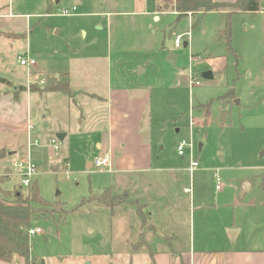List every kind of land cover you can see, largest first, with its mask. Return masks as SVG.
Here are the masks:
<instances>
[{
    "label": "rangeland",
    "instance_id": "1",
    "mask_svg": "<svg viewBox=\"0 0 264 264\" xmlns=\"http://www.w3.org/2000/svg\"><path fill=\"white\" fill-rule=\"evenodd\" d=\"M115 1L111 8L106 0H0L14 17L12 28L26 33L3 51L0 76L25 85L27 73L34 79L37 71L46 87L59 74L71 94L54 91L41 98L36 92L30 135L18 136L10 156L1 149L0 199L12 201L20 191L12 162L27 157L35 167L31 182L48 205L46 216L33 221L42 233L31 237L30 254L44 264H120L130 229L140 224L133 209L144 206L126 196L146 195L137 182L145 173L126 172L124 179L114 169L88 167L111 156L108 104L96 96L109 71L116 81L150 94L142 132L153 148L151 173L161 175L166 187L164 204L154 209L178 207L180 220L192 219V248L263 249V53L244 46L242 20L240 29L232 25L228 49L218 37L223 15L207 11L177 20L173 0ZM24 51L32 53L35 66L16 63ZM208 71L212 77L204 78ZM191 76L198 85H190ZM90 84L92 91L83 92ZM56 133L65 137L58 140ZM179 140L190 145L183 155L175 150ZM192 160L198 167L189 175ZM244 183L247 191L240 197ZM185 187L192 193H182ZM109 191L114 198L105 205L99 197L106 200Z\"/></svg>",
    "mask_w": 264,
    "mask_h": 264
},
{
    "label": "crops",
    "instance_id": "2",
    "mask_svg": "<svg viewBox=\"0 0 264 264\" xmlns=\"http://www.w3.org/2000/svg\"><path fill=\"white\" fill-rule=\"evenodd\" d=\"M107 1L106 5H108ZM213 1L223 6L218 10H212V14L223 15L225 20L229 14L232 33V25L236 24L235 30H238L240 29L239 21L242 20L244 26L241 30L244 46L250 47L255 53L260 51L264 57V0H259L258 10L253 12L240 11L233 7L237 0ZM111 2V8H115L117 2L115 0ZM74 3L79 4L80 0H74ZM74 7L76 10L75 5ZM108 7L110 6L108 5ZM7 9L0 6V62L4 57L3 51L8 46H12L15 40L20 37H26L25 32H17L16 28H12L14 17ZM24 53H29L30 57L33 58L29 51H24L22 54ZM17 56L16 63L21 67L17 62ZM35 64L36 62L31 67ZM34 73L37 78L40 72L35 71ZM31 76L32 73L28 72L27 80L29 78L31 83L26 82L25 85L15 84L13 81L0 76L6 79L4 82H0V149H7V156L15 153L18 136H23V133L28 136L32 131L33 95L39 92L43 98L46 94L54 92H40L39 89L44 88L45 81L32 79ZM59 76V74L56 75V83L63 81L58 80ZM40 81L43 83L41 84ZM91 86L92 84L86 86L83 92L90 93L88 91H92L89 88ZM96 96L100 97V99L96 97L100 102L108 104L106 124L108 133L107 153L111 155L108 156L107 154L111 162L109 170H116L118 176H123L124 179L126 172L145 173L137 179V182H140L145 188L144 193L146 195L134 196L132 199L129 198L128 194L126 196L128 199L134 200L135 205L144 206V209H133L135 220L140 224L135 226V231L130 229L129 239L131 241H128L127 252L124 250L119 252L121 258L125 256L120 264H264V248L256 247L235 251L192 248V241H194L190 233L192 226L194 227L192 219L185 217L186 219L180 220L178 207L154 209L155 206L162 207L164 204L166 187L162 183L161 175L151 173L153 148L142 132L150 99L149 92L143 88L136 91L131 89L126 83L113 79L109 71L105 83L100 84V90H97ZM116 153L119 156L117 158H115ZM92 164L88 163V167L93 166ZM126 191L125 193H127ZM113 192L117 193L115 190ZM182 193L184 192L182 191ZM230 234L233 236L235 233L230 232ZM0 264H24V261L21 257L14 256L10 261H0Z\"/></svg>",
    "mask_w": 264,
    "mask_h": 264
},
{
    "label": "trees",
    "instance_id": "3",
    "mask_svg": "<svg viewBox=\"0 0 264 264\" xmlns=\"http://www.w3.org/2000/svg\"><path fill=\"white\" fill-rule=\"evenodd\" d=\"M222 6V4L213 0H174L173 4L177 20L185 15L192 17L194 14L218 10ZM233 7L240 11L253 12L258 10L259 0H237ZM218 37L224 38L226 47L231 49L229 14L223 28L218 30ZM5 80L0 77V82ZM39 91H61L70 94L68 83L63 81L41 88ZM4 157V152L0 149V159ZM18 187L20 191L13 193L14 200L5 201L0 199V261H10L14 256H18L23 259L24 264H39L38 259L30 254L31 236H29L28 231L33 227L35 219L46 216L45 214L49 210L48 205L40 196L36 181H32L25 189H22V185ZM110 197L112 199L114 195L109 191L106 200L101 197H99V200L107 205L110 202ZM110 206H113V204H110Z\"/></svg>",
    "mask_w": 264,
    "mask_h": 264
},
{
    "label": "built area",
    "instance_id": "4",
    "mask_svg": "<svg viewBox=\"0 0 264 264\" xmlns=\"http://www.w3.org/2000/svg\"><path fill=\"white\" fill-rule=\"evenodd\" d=\"M74 9H75V7L73 6L72 10H74ZM62 12L64 14L70 13L69 10H63ZM180 45H181L180 36H175L174 46L179 47ZM196 59L199 60V57H196ZM17 62L21 66H25V67H29L35 63L34 59L30 57L29 53H24V54L18 55L17 56ZM27 82H29V84H30L31 80L28 78ZM40 83L42 84L43 82L40 81ZM198 83L199 82L196 80H193V78L191 76L190 85L195 86V84L198 85ZM33 144L37 145L38 142L36 140H34ZM49 144L52 145V148L54 151L58 150V145L56 144L54 139L49 140ZM28 145H29V143H28ZM187 146H190V145H188L185 140H179L176 143V147H175L177 154L183 155L184 154V148ZM12 165L19 169V175L18 176L20 178V185H22L23 187H28L31 183V177L35 174V167L30 163V161L27 157H21L19 160H13ZM92 165L95 167H107L108 169L111 168V162H110V159L107 155H105L101 158H97ZM197 167H198V162L196 160H192L190 163V166L187 170L189 175H191ZM213 179L216 182L215 189H217V190L220 189L219 180L215 174L213 175ZM183 192L185 194H191L192 188L185 187L183 189ZM38 233H42V230L39 227H32L28 231V234L31 237L35 236Z\"/></svg>",
    "mask_w": 264,
    "mask_h": 264
},
{
    "label": "water",
    "instance_id": "5",
    "mask_svg": "<svg viewBox=\"0 0 264 264\" xmlns=\"http://www.w3.org/2000/svg\"><path fill=\"white\" fill-rule=\"evenodd\" d=\"M112 0H108L107 2H108V5L110 6V7H112V5H111V2ZM184 45H186V43H184ZM168 60L169 61H172V62H174L175 61V56L174 55H170L169 57H168ZM204 78H210V77H212V75H211V73L208 71V72H205V73H203V75H202ZM224 116H225V112H222L221 113V120H224ZM64 136H65V134L64 133H56V138L58 139V140H62L63 138H64ZM8 154H11V153H8ZM246 186V183H244V185L242 186V188H241V191H240V197L241 196H243L244 195V193L247 191V188L245 187ZM39 264H44V261H40L39 262ZM84 264H89L88 262H85Z\"/></svg>",
    "mask_w": 264,
    "mask_h": 264
}]
</instances>
